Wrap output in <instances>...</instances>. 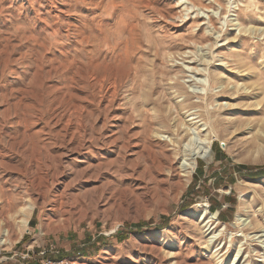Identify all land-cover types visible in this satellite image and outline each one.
Instances as JSON below:
<instances>
[{"label":"rangeland","instance_id":"374dc122","mask_svg":"<svg viewBox=\"0 0 264 264\" xmlns=\"http://www.w3.org/2000/svg\"><path fill=\"white\" fill-rule=\"evenodd\" d=\"M263 160L264 0H0V264H264Z\"/></svg>","mask_w":264,"mask_h":264},{"label":"bare ground","instance_id":"6f19581e","mask_svg":"<svg viewBox=\"0 0 264 264\" xmlns=\"http://www.w3.org/2000/svg\"><path fill=\"white\" fill-rule=\"evenodd\" d=\"M106 6H108V5H106ZM91 27H92V25H91ZM113 37H115V36H113ZM220 78H222V77L220 76ZM96 81H97L96 85L98 87L97 92L105 93L106 95H108V94L110 95L111 93L116 95V93L118 92V83L113 77L101 76ZM169 94L172 95L171 92H169ZM184 94L186 95V99L190 100L192 98V94H190L188 92H184ZM199 94L203 95L202 93H199ZM195 103L190 102L189 106H195ZM197 119H198V117L194 116L193 118H191L189 120L190 124L188 125V127L183 128V130L186 131V134L188 136L191 135L189 127H193L194 125H196L198 123V122H196ZM158 124H161V123H158ZM214 137H216V136H214ZM213 141L214 140H212V139H207V140L201 142L199 144V146H197V148H195V150L190 149L191 143L188 145H185V147L183 148V146H181V144L178 142V140L176 142H174V146L178 145L179 150L175 151V158L173 160H172V156H171V162L169 161V167L173 168L174 162L179 157H181L183 154L185 155V158H184L185 160H183L184 162L182 161V164H180L181 181L182 180L183 181H189L190 180L191 175L194 173V171L196 169L197 159L205 158L207 156V154H209V151H210V148L212 147ZM182 150H184V151H182ZM170 154L172 155L171 152H167V155H170ZM0 194H1V190H0ZM13 205L14 204L10 202L7 206H2L0 209V219H1V221H0L1 222L0 223V233L3 232L4 236L7 238H9L11 236V234L14 233L13 232L14 230H13V228H11V225H10L11 224L10 218L8 216H10V217H12V219H14V225L16 226V228L19 231L23 232V231H26L28 229L29 219H30V217H31V215L35 209L33 205H29L28 207H25V208L23 207L22 210H20L18 212L15 211L16 212L15 213L14 212L15 206H13ZM198 207H200V206H198ZM203 207H204V210L202 212L200 211V213H199L200 214L199 215L200 216L199 217L200 222L202 224H204V226L209 227L208 230H210L212 228L213 224L215 223V217H214L213 213L209 211L207 206H203ZM13 212L15 213V215H11ZM241 218H242L241 215H237V221L238 222L243 219V218L242 219ZM216 220H218V219H216ZM241 222H243V221H241ZM176 263L178 264V262H176Z\"/></svg>","mask_w":264,"mask_h":264},{"label":"trees","instance_id":"16d2710c","mask_svg":"<svg viewBox=\"0 0 264 264\" xmlns=\"http://www.w3.org/2000/svg\"><path fill=\"white\" fill-rule=\"evenodd\" d=\"M238 168H239L240 171H243V170H249L250 171L252 169V168H248L246 166H239ZM247 176L250 177V178H255V176H257V177H264V170L262 172H259V173H256V174L250 173ZM191 206H192V204L189 203V204H185L182 208L185 210V209H188ZM211 210H215V208H214L213 205L211 206ZM219 218L222 219L221 218V215L219 216ZM32 223H33V221H31L30 225H32ZM117 238L120 241H122L124 239L122 235H117Z\"/></svg>","mask_w":264,"mask_h":264},{"label":"crops","instance_id":"0c3cea01","mask_svg":"<svg viewBox=\"0 0 264 264\" xmlns=\"http://www.w3.org/2000/svg\"><path fill=\"white\" fill-rule=\"evenodd\" d=\"M224 215V214H223Z\"/></svg>","mask_w":264,"mask_h":264}]
</instances>
